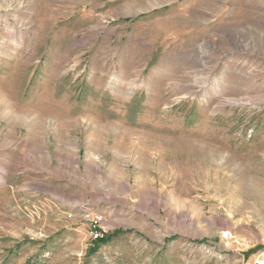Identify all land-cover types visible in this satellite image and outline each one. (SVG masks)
Here are the masks:
<instances>
[{
  "label": "rangeland",
  "instance_id": "374dc122",
  "mask_svg": "<svg viewBox=\"0 0 264 264\" xmlns=\"http://www.w3.org/2000/svg\"><path fill=\"white\" fill-rule=\"evenodd\" d=\"M0 264H264V0H0Z\"/></svg>",
  "mask_w": 264,
  "mask_h": 264
},
{
  "label": "bare ground",
  "instance_id": "6f19581e",
  "mask_svg": "<svg viewBox=\"0 0 264 264\" xmlns=\"http://www.w3.org/2000/svg\"><path fill=\"white\" fill-rule=\"evenodd\" d=\"M16 2H17V9H18V8L21 9V8L24 7V3L20 2V1H16ZM10 15H11V14H10ZM10 15H9V16H10ZM16 18H17V17H16Z\"/></svg>",
  "mask_w": 264,
  "mask_h": 264
},
{
  "label": "trees",
  "instance_id": "16d2710c",
  "mask_svg": "<svg viewBox=\"0 0 264 264\" xmlns=\"http://www.w3.org/2000/svg\"><path fill=\"white\" fill-rule=\"evenodd\" d=\"M104 241H100V244L103 243Z\"/></svg>",
  "mask_w": 264,
  "mask_h": 264
}]
</instances>
